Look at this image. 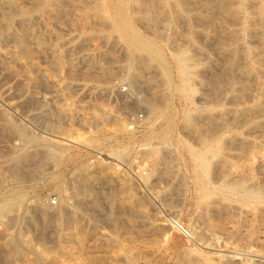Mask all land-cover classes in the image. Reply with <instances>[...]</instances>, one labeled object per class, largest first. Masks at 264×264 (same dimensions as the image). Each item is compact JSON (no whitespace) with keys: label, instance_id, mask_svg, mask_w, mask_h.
I'll return each mask as SVG.
<instances>
[{"label":"rangeland","instance_id":"374dc122","mask_svg":"<svg viewBox=\"0 0 264 264\" xmlns=\"http://www.w3.org/2000/svg\"><path fill=\"white\" fill-rule=\"evenodd\" d=\"M40 1L0 0V51L22 61L0 60V264H202L231 248L264 264L244 255L264 254V213L227 210L216 189L224 153L231 170L258 162L226 140L264 136L218 119L235 104L216 8L264 0ZM204 145L219 147L207 177L190 152ZM248 177L264 188V168Z\"/></svg>","mask_w":264,"mask_h":264},{"label":"bare ground","instance_id":"6f19581e","mask_svg":"<svg viewBox=\"0 0 264 264\" xmlns=\"http://www.w3.org/2000/svg\"><path fill=\"white\" fill-rule=\"evenodd\" d=\"M7 1L15 12L19 11L17 6L19 2L33 1V4L38 6L41 3L40 0ZM53 1L47 0L48 3ZM216 9L223 12L226 16L220 26L221 40L219 42V51L223 61L222 72L224 77L220 79L219 88L235 104L228 112L220 110L217 113L218 119L222 120L226 114H230L232 125L258 131L261 126H264V31L261 27L264 23V5L256 6L250 16L243 14L239 8L232 7L228 1H225ZM248 33L254 34L260 40L261 45L258 50H252L243 44V38ZM0 60L4 62L5 66L9 61L22 65V61L11 50L0 51ZM247 91L250 103H246L243 99L244 93ZM226 141L229 145L238 147L245 143L254 144L257 147L255 156L258 162L255 166L249 165L239 170H231L227 166L226 153L218 158L216 178L219 181V185L216 189L218 194L220 193L225 200L235 203L227 204L224 208L246 217H255L256 214L254 215V213L257 211L264 213V188L256 187L248 177L249 171L254 167L258 169L264 168V136L255 141L240 136H231ZM202 147V150L190 149V152L195 169L207 177L210 170L211 155L214 157L218 153L219 147L218 145H204ZM208 196L207 192L201 191L198 193L197 199L200 204H205L210 200ZM220 203L222 202L220 201ZM209 245L217 247L219 242L211 239ZM242 254L231 248V255H213L215 258V260L211 259L213 262L204 260L202 264H250L242 260ZM244 255L264 259V254L254 251L247 250Z\"/></svg>","mask_w":264,"mask_h":264},{"label":"built area","instance_id":"2783aa9c","mask_svg":"<svg viewBox=\"0 0 264 264\" xmlns=\"http://www.w3.org/2000/svg\"><path fill=\"white\" fill-rule=\"evenodd\" d=\"M142 114H138L136 116H132L128 121H127V127L128 128H135L136 127V124L138 121H140V119L142 118L141 116Z\"/></svg>","mask_w":264,"mask_h":264}]
</instances>
